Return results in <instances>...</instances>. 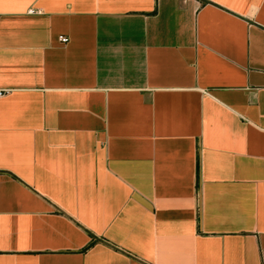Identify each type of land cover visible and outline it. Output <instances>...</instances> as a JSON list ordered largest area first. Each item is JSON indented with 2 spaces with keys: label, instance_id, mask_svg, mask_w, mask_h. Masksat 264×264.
<instances>
[{
  "label": "crops",
  "instance_id": "1",
  "mask_svg": "<svg viewBox=\"0 0 264 264\" xmlns=\"http://www.w3.org/2000/svg\"><path fill=\"white\" fill-rule=\"evenodd\" d=\"M0 91V264H264V0H0Z\"/></svg>",
  "mask_w": 264,
  "mask_h": 264
},
{
  "label": "built area",
  "instance_id": "2",
  "mask_svg": "<svg viewBox=\"0 0 264 264\" xmlns=\"http://www.w3.org/2000/svg\"><path fill=\"white\" fill-rule=\"evenodd\" d=\"M60 40H61V42H67L68 41V39L66 38V37H60ZM5 94V92H3V91H0V97H2L3 95Z\"/></svg>",
  "mask_w": 264,
  "mask_h": 264
}]
</instances>
